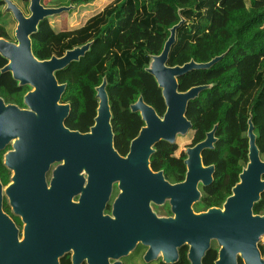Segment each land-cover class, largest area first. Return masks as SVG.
<instances>
[{"label": "trees", "instance_id": "obj_1", "mask_svg": "<svg viewBox=\"0 0 264 264\" xmlns=\"http://www.w3.org/2000/svg\"><path fill=\"white\" fill-rule=\"evenodd\" d=\"M13 1L28 10L29 0ZM94 1L50 0L49 5L78 7ZM181 19L168 65L205 62L222 54L209 68L193 69L178 77L181 91L210 85L188 102L186 117L192 124L190 145L203 140L217 125L213 147L202 152L203 163L215 166L214 180L196 204L220 205L248 161L249 118L264 158V0H111L74 29L56 31L47 17L42 19L31 34L32 51L38 59H45L91 42L77 60L55 71L58 81L66 84L61 95V100L70 104L66 124L88 131L98 105L96 87L105 79L114 147L125 155L144 124L130 105L141 95L160 116L165 111L161 89L146 68L151 56L161 52L170 28ZM0 37L12 39L2 22ZM6 60L0 55V67ZM154 149L151 167L174 169L167 176L182 178L185 155H171L177 144L160 140ZM253 212L264 214V191ZM259 248L264 256V244L259 243ZM213 258L214 253L208 252L206 259ZM239 264L243 262L239 260Z\"/></svg>", "mask_w": 264, "mask_h": 264}, {"label": "water", "instance_id": "obj_2", "mask_svg": "<svg viewBox=\"0 0 264 264\" xmlns=\"http://www.w3.org/2000/svg\"><path fill=\"white\" fill-rule=\"evenodd\" d=\"M4 2L5 10L12 13L16 26L15 41L0 37V55L7 59L1 71H10L20 84L29 83L34 87L26 95L33 111L6 106L3 109L11 111L13 118L9 122L12 123L7 125V132L3 130V125L0 126L5 139L18 136L13 142V149L5 157L8 167L14 170V182L6 189L14 211L22 212V194L30 191L24 186L27 169L36 171L35 175L39 173L40 176L50 162L61 161L56 170L60 171L64 183L78 186L82 178L78 173L84 170L88 175L85 194L98 191L103 194L105 201L112 182L118 181L122 192L116 202L135 205L144 217L151 214L148 207L150 199L161 202L168 196L175 217L153 216L173 242L175 255L176 245L188 243L191 264H201L211 240H215L219 246L214 264H238L237 256L243 264H264V256L259 248V239L264 235V214L253 212L254 203L264 191V158L260 156L256 145L250 118L247 128L248 161L222 207H210L203 212H194L192 209V204L199 198L198 183L208 185L213 179L214 166L203 164L202 152L213 147L217 125L206 133L203 140L186 148L184 181L170 184L164 179L162 171L154 172L150 166V156L158 141L174 143L178 135L188 132L192 126L186 117L188 102L197 97L201 90L210 87L205 84L194 85L181 91L178 77L193 69L209 68L222 58V54L205 62L189 60L181 65H168L175 31L183 19L173 25L161 52L151 56L146 68L161 89L165 111L160 116L140 95L130 105V109L139 112L144 124L131 139L128 152L121 155L114 147L105 79L96 87L98 105L94 123L88 131L66 127L64 120L70 112V104L58 103L66 84L58 82L55 71L77 60L91 42L68 49L61 56L53 54L45 59H38L32 51L31 34L37 30L39 21L70 11L74 6H45L41 0H29V14L25 15L12 0ZM84 200L91 201L87 195ZM18 243L16 229L0 206V248L7 245L15 247Z\"/></svg>", "mask_w": 264, "mask_h": 264}, {"label": "flooded vegetation", "instance_id": "obj_3", "mask_svg": "<svg viewBox=\"0 0 264 264\" xmlns=\"http://www.w3.org/2000/svg\"><path fill=\"white\" fill-rule=\"evenodd\" d=\"M9 14L13 17L10 11ZM24 14L28 15L29 11ZM3 66L0 67V126L3 125V130L7 132V125L12 123L9 121L13 115L3 108L15 106L18 110L33 111L26 95L34 87L29 83L20 84L11 72L1 71ZM58 103L68 102H63L60 98ZM66 118L64 124L70 128L66 124ZM17 137L5 139L4 133L0 131V206L16 229V241L20 242L15 247L7 245L0 248V264H191L188 243L176 245L175 255L173 242L157 224L156 218L175 217L168 196L161 202L150 199L148 207L152 216L150 214L144 217L135 205L116 202L122 192L118 181L112 182L105 201L103 194L98 191L85 194L88 175L84 170L78 173L82 176L78 186L64 183L60 171L56 170L61 161L50 162L40 176L39 173L35 175L36 171L27 169L24 186L30 191L22 194V212H15L6 192L14 182V170L8 167L5 157L13 149V142ZM188 146L192 145L189 143L185 147L183 163ZM171 155L179 157L181 153L176 155L174 152ZM151 169L154 172L162 171L164 179L170 184L184 181L186 175V165L182 178L178 180L167 176V172L174 169ZM214 172L215 166L212 181ZM212 181L208 185L198 183L199 198L192 204L194 212L222 207L229 196L220 205L197 206L196 203L206 195L205 188ZM86 195L91 201L84 200ZM218 250L216 241L211 240L201 258V264H214ZM211 251L215 258L206 259L207 253ZM239 260L241 259L237 256L238 264Z\"/></svg>", "mask_w": 264, "mask_h": 264}, {"label": "rangeland", "instance_id": "obj_4", "mask_svg": "<svg viewBox=\"0 0 264 264\" xmlns=\"http://www.w3.org/2000/svg\"><path fill=\"white\" fill-rule=\"evenodd\" d=\"M4 1V0H3ZM13 1V0H12ZM50 0H41L42 4L45 6L49 5ZM111 0H95L93 3L85 4L83 6L74 7L70 11L61 12L59 14H54L48 16V21L51 26L56 30L74 29L81 24L94 12H97L104 6L107 2ZM14 2V1H13ZM20 3V2H19ZM22 9V8H21ZM24 12H28L26 9H22ZM0 22L5 25L7 32L12 39L10 41H15L14 30L16 26V20L9 14V11L5 10V2L0 3ZM192 130H188L187 133L183 135H178L175 139L177 144V149L175 151L176 155L184 152L185 147L191 142ZM259 243L264 244V235L259 239Z\"/></svg>", "mask_w": 264, "mask_h": 264}, {"label": "bare ground", "instance_id": "obj_5", "mask_svg": "<svg viewBox=\"0 0 264 264\" xmlns=\"http://www.w3.org/2000/svg\"><path fill=\"white\" fill-rule=\"evenodd\" d=\"M13 183V182H12Z\"/></svg>", "mask_w": 264, "mask_h": 264}]
</instances>
